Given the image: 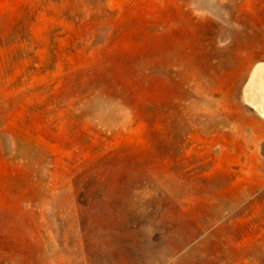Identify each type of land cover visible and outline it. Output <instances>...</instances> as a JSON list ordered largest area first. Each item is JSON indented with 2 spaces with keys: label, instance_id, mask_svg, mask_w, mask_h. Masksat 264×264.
<instances>
[{
  "label": "rangeland",
  "instance_id": "rangeland-1",
  "mask_svg": "<svg viewBox=\"0 0 264 264\" xmlns=\"http://www.w3.org/2000/svg\"><path fill=\"white\" fill-rule=\"evenodd\" d=\"M8 22L0 264H264L243 96L264 0H21Z\"/></svg>",
  "mask_w": 264,
  "mask_h": 264
},
{
  "label": "bare ground",
  "instance_id": "bare-ground-1",
  "mask_svg": "<svg viewBox=\"0 0 264 264\" xmlns=\"http://www.w3.org/2000/svg\"><path fill=\"white\" fill-rule=\"evenodd\" d=\"M243 96L247 105L264 118V63L253 68L243 89Z\"/></svg>",
  "mask_w": 264,
  "mask_h": 264
},
{
  "label": "trees",
  "instance_id": "trees-1",
  "mask_svg": "<svg viewBox=\"0 0 264 264\" xmlns=\"http://www.w3.org/2000/svg\"><path fill=\"white\" fill-rule=\"evenodd\" d=\"M111 81L115 82L113 78L111 79ZM90 83H93V81H91ZM114 84L115 83L108 82L105 86H101V87H98L97 89H94L93 94L103 93L107 97H112L113 93H115V92H120V93L123 92L125 95L124 96V102H125L124 104H126V105L128 104V106L130 108L135 110V105L137 102L136 95L132 92L130 93L128 91V89L119 88V90H116V87H114ZM121 100H123V99H121Z\"/></svg>",
  "mask_w": 264,
  "mask_h": 264
},
{
  "label": "crops",
  "instance_id": "crops-1",
  "mask_svg": "<svg viewBox=\"0 0 264 264\" xmlns=\"http://www.w3.org/2000/svg\"><path fill=\"white\" fill-rule=\"evenodd\" d=\"M20 4L21 0H0V24L9 23L8 21L13 19Z\"/></svg>",
  "mask_w": 264,
  "mask_h": 264
}]
</instances>
